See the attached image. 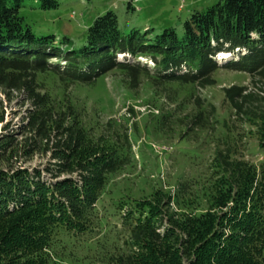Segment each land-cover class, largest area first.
I'll use <instances>...</instances> for the list:
<instances>
[{"label": "trees", "instance_id": "obj_1", "mask_svg": "<svg viewBox=\"0 0 264 264\" xmlns=\"http://www.w3.org/2000/svg\"><path fill=\"white\" fill-rule=\"evenodd\" d=\"M23 1L0 0V92H29L37 107L28 115L27 129L35 127L33 132L43 137L50 113L37 92L39 73L88 83L116 68L124 85L136 90L142 76L154 84L203 88L215 83L217 69L225 68L250 76L248 85L224 87L223 103L234 119L255 126L247 149L254 160L237 158L230 147L216 151L204 200L191 192L185 200V181L174 194L154 187L137 198L112 196L108 209L103 200L111 193L112 175L131 165L127 135L122 145L99 144L101 138L88 145L82 125L58 123L66 135L53 149L51 167L0 170V264H54L51 254L55 264H71L77 255L81 264H92L99 251L118 252L121 238L128 244L119 253L122 264H264V0H217L193 11L181 35L166 27L153 37L137 29L122 34L117 16L108 10L86 28L78 48L67 36L36 34L24 26ZM35 1L43 10L59 6L58 0ZM208 108L193 115L188 128H204L216 112L213 104ZM226 119L217 113L222 127ZM26 144L28 153L33 144ZM13 146L3 129L0 164L13 154Z\"/></svg>", "mask_w": 264, "mask_h": 264}, {"label": "rangeland", "instance_id": "obj_2", "mask_svg": "<svg viewBox=\"0 0 264 264\" xmlns=\"http://www.w3.org/2000/svg\"><path fill=\"white\" fill-rule=\"evenodd\" d=\"M216 1L58 0L57 8L43 10L35 0H24L19 14L23 25H28L34 33L67 36L72 47L78 48L84 43L86 28L105 11L115 13L122 34L137 29L153 37L162 29L173 27L181 35L183 22L193 11L204 10ZM146 59L143 57L140 61L144 63ZM147 60L152 67L153 62ZM37 78L41 82L37 92L43 95L50 112L41 129L43 137L33 132L35 127L27 129L28 115L37 107L29 98V92H0V133L3 129L10 132L15 149L0 164V170L51 167L55 162L53 149L63 144L66 135L56 125L58 123L71 127L82 125L89 135L88 145L98 143L100 138L99 144L122 145L127 135L131 144V165L112 175L107 187V192L111 193L103 200L108 209L112 196L137 198L149 195L154 187L174 194L178 183L185 181L189 185L185 200L189 192L204 200L208 195L206 178L216 151L230 147L237 158L254 160L247 149L255 126L234 119L223 103L224 87L249 84L250 76L246 72L219 68L213 73L215 83L203 88L193 83L154 84L142 76L136 90L124 85L122 72L116 68L88 83L62 82L52 72L39 73ZM209 104L216 107V112L207 117L204 128H188L193 115ZM217 113L225 114V127L216 122ZM29 142L33 149L26 153ZM98 207L101 209L100 205ZM126 242L123 238L117 240L121 247L118 252L99 251L95 258L91 257L92 264H122L119 253L128 247ZM79 259L73 258L71 264H81ZM49 261L55 264L58 260L51 254Z\"/></svg>", "mask_w": 264, "mask_h": 264}, {"label": "bare ground", "instance_id": "obj_3", "mask_svg": "<svg viewBox=\"0 0 264 264\" xmlns=\"http://www.w3.org/2000/svg\"><path fill=\"white\" fill-rule=\"evenodd\" d=\"M226 54V53H225ZM227 56H229V55H223V57H227Z\"/></svg>", "mask_w": 264, "mask_h": 264}]
</instances>
